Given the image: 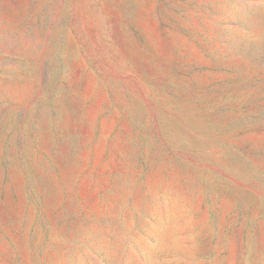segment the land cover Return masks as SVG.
I'll return each mask as SVG.
<instances>
[{
	"label": "rangeland",
	"instance_id": "374dc122",
	"mask_svg": "<svg viewBox=\"0 0 264 264\" xmlns=\"http://www.w3.org/2000/svg\"><path fill=\"white\" fill-rule=\"evenodd\" d=\"M0 264H264V0H0Z\"/></svg>",
	"mask_w": 264,
	"mask_h": 264
}]
</instances>
